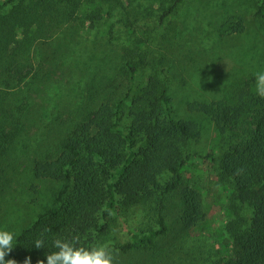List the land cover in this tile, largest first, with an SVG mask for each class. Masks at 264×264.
<instances>
[{"label":"trees","instance_id":"obj_1","mask_svg":"<svg viewBox=\"0 0 264 264\" xmlns=\"http://www.w3.org/2000/svg\"><path fill=\"white\" fill-rule=\"evenodd\" d=\"M171 1L159 24L183 0ZM102 5L107 12L126 11L119 0H7L0 4V156L12 146L16 150L22 139H30L33 128L37 133L52 119V112H63L69 104L62 95H46V85H52L50 77L39 84L36 73L25 81L21 61L27 50L77 21H88L89 28L103 27L104 35L112 37L113 24L107 22L110 14L101 16ZM256 14L264 18V0H260ZM121 27L128 38V46L122 51L124 61L110 68L122 81L115 84L116 79H112L105 86L100 82L96 89L108 90L109 95L101 98L95 92L90 98L95 110L78 109L54 151H41L31 161L34 179L56 181L60 187L50 209L16 235L7 259H15L17 264L29 256L31 264L40 259L47 264L45 253L55 251L52 242L57 238L78 235L85 247L100 242L110 227L118 193L127 206L143 204L155 195L161 198L156 227L133 234L128 243L110 244L115 253L151 250L155 254L161 250L157 242L169 231L162 215L163 196L178 190L183 168L193 154L191 144L199 141L201 128L194 120L177 115L168 80L160 76L165 68L153 70L157 62L144 52L146 39L137 33L140 27L128 19L122 20ZM234 30L241 31L240 27ZM34 65L41 62L37 60ZM147 67L151 72L145 71ZM140 74L146 75L141 85L136 83ZM186 109L211 123L220 150L218 154L207 151L205 157L214 162L223 180L232 183L233 200L252 209L245 229L239 219L227 221L231 250L222 251L231 259L229 264H264V98L257 96L255 89L240 85L220 99L187 102ZM165 175L169 179L164 182L161 178ZM182 199L181 221L187 230L199 220L201 205L199 194L192 188L182 192ZM42 234L46 248L36 249L34 242ZM216 264H223L222 260Z\"/></svg>","mask_w":264,"mask_h":264},{"label":"rangeland","instance_id":"obj_2","mask_svg":"<svg viewBox=\"0 0 264 264\" xmlns=\"http://www.w3.org/2000/svg\"><path fill=\"white\" fill-rule=\"evenodd\" d=\"M6 2L0 0V4ZM119 2L126 11L107 12L108 8L102 5L101 16L106 18L110 14L107 22L113 24L112 37L104 35L103 27L89 28L88 21L68 23L70 25L62 27L51 39L37 42L35 48L27 50L21 61L25 81L36 73L39 77L35 81L39 84L50 77L52 85H46V95H62L69 104L63 112H52V119L40 131L36 133V129H32L29 139L32 145L24 138L16 150L12 146L0 156V230L11 231L16 237L38 214L50 209L60 184L49 179H34L31 161L41 151H54L65 126L78 109L95 110L96 105L90 100L95 92L98 91L101 98L109 95L108 90L96 89L100 82L105 86L112 79H116L115 84L122 81L110 66L115 68L124 61L122 51L128 46V38L121 26L122 20L128 19L135 21L140 27L137 33L146 39L144 52L149 60L157 62L153 70L165 68L160 76L168 80L177 115L199 124L201 137L191 144L193 154L183 168L178 190L162 197V215L169 231L157 242L161 250L155 254L143 250L137 254L117 255V264H216L220 259L223 264H229L231 259L222 251L231 250L225 225L227 221L239 219L243 228H247L252 209L233 200L232 183L223 180L214 162L205 157L211 150L218 154L220 142L209 120L189 113L186 103L220 99L240 85L255 89V74L264 72V18L256 14L260 0H183L162 24L159 17L172 5L171 0ZM235 27H240L241 31H235ZM32 60L33 63L38 60L41 65L33 67ZM149 68L145 71L151 72ZM11 69L13 74L14 65ZM145 77L140 74L136 83L141 85ZM13 80L16 84L17 79ZM35 146L40 147L33 149ZM161 179L165 182L169 175ZM187 188L196 190L201 206L199 220L185 230L181 221L182 192ZM160 198L155 195L143 204L127 206L122 194H116L110 227L100 242L128 243L133 234L155 228Z\"/></svg>","mask_w":264,"mask_h":264},{"label":"clouds","instance_id":"obj_3","mask_svg":"<svg viewBox=\"0 0 264 264\" xmlns=\"http://www.w3.org/2000/svg\"><path fill=\"white\" fill-rule=\"evenodd\" d=\"M209 80L212 79L210 76ZM256 95L264 98V72L255 74ZM239 171V170H238ZM15 233L0 230V264H17L15 259H5L14 249ZM36 249L46 248L45 240H35ZM55 251L45 253L47 264H117V254L112 246L105 242H98L91 247H85L80 242V237L71 239L57 238L52 242ZM23 264H31V257H26ZM37 264H45L44 259Z\"/></svg>","mask_w":264,"mask_h":264}]
</instances>
